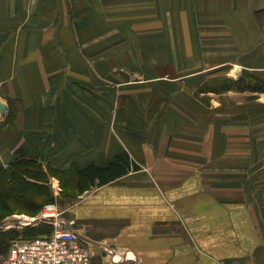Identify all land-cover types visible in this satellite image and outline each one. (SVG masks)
Instances as JSON below:
<instances>
[{"label": "crops", "instance_id": "1", "mask_svg": "<svg viewBox=\"0 0 264 264\" xmlns=\"http://www.w3.org/2000/svg\"><path fill=\"white\" fill-rule=\"evenodd\" d=\"M3 29L0 168L139 166L62 205L91 264H264V0H0Z\"/></svg>", "mask_w": 264, "mask_h": 264}, {"label": "trees", "instance_id": "2", "mask_svg": "<svg viewBox=\"0 0 264 264\" xmlns=\"http://www.w3.org/2000/svg\"><path fill=\"white\" fill-rule=\"evenodd\" d=\"M0 170L3 173L2 175L6 178L10 190L16 195L24 194L25 191L29 189V193H33L35 197L34 192L37 190H44L45 188L43 186L47 187L45 184L46 181L44 180L46 177L44 169L42 164L36 159L19 156L9 165V167L6 169L1 167ZM132 170H139V166L131 160L127 153H123L112 159L105 168L90 165L85 169L78 171L77 175L81 179L87 180L90 185H95L97 183L99 186H103L125 176ZM52 172L59 175H66V173ZM27 206H29V208H27L32 213L39 212L41 209V204L36 202L35 198L34 200L32 199V201L29 200ZM45 225L46 226H37L35 224L34 226L23 228L20 231L16 229L4 232L1 231L0 258L8 252L10 245L14 240H30L49 235L51 233L48 231L50 225Z\"/></svg>", "mask_w": 264, "mask_h": 264}, {"label": "built area", "instance_id": "3", "mask_svg": "<svg viewBox=\"0 0 264 264\" xmlns=\"http://www.w3.org/2000/svg\"><path fill=\"white\" fill-rule=\"evenodd\" d=\"M52 226L49 235L14 240L0 264H91L85 243L64 218L57 203L47 204L35 221ZM29 221L25 226H30Z\"/></svg>", "mask_w": 264, "mask_h": 264}, {"label": "rangeland", "instance_id": "4", "mask_svg": "<svg viewBox=\"0 0 264 264\" xmlns=\"http://www.w3.org/2000/svg\"><path fill=\"white\" fill-rule=\"evenodd\" d=\"M24 24V23H23ZM18 37H15V30L10 29H3L0 30V42L1 41H14ZM12 45H2L0 44V53L3 51L2 55L6 54V51H11ZM1 55V56H2ZM0 56V57H1ZM12 113L9 117H12ZM1 127V126H0ZM45 183L46 186H43L45 189L43 190H37L34 192L36 202H39L41 204V209L39 212H31L28 208L25 207L22 202L15 201V193L12 192L9 188V184L7 183L6 178L2 175L0 171V226H3L5 224H8L9 222H12L15 220V212L17 214H23L27 215L30 218H33V222H35L38 217L40 216L41 211L43 208L50 203H57L61 201V197H66V200H64L63 204L59 205V210L62 212L63 209L62 205L66 204L67 202H71V198L76 197L77 192H82L81 185L82 181L81 178L77 175V173H72L71 175H59L56 173L48 174L45 170ZM44 175V174H43ZM56 178V179H52ZM54 180H58L59 183L54 182ZM54 182V185L52 184ZM50 187V188H49ZM81 187V188H79ZM50 189V190H49ZM49 191V192H48ZM49 193V194H48ZM68 197V198H67ZM70 198V199H69ZM62 203V201H61ZM58 205V204H57ZM61 206V207H60ZM34 208V207H33ZM66 208V206H65ZM16 210V211H15ZM63 213V212H62ZM37 226L45 225V223H38ZM48 231H52V226H49Z\"/></svg>", "mask_w": 264, "mask_h": 264}, {"label": "water", "instance_id": "5", "mask_svg": "<svg viewBox=\"0 0 264 264\" xmlns=\"http://www.w3.org/2000/svg\"><path fill=\"white\" fill-rule=\"evenodd\" d=\"M5 111H6V107H5V105H4L3 103L0 102V112H1V113H5Z\"/></svg>", "mask_w": 264, "mask_h": 264}, {"label": "bare ground", "instance_id": "6", "mask_svg": "<svg viewBox=\"0 0 264 264\" xmlns=\"http://www.w3.org/2000/svg\"><path fill=\"white\" fill-rule=\"evenodd\" d=\"M25 217V216H24Z\"/></svg>", "mask_w": 264, "mask_h": 264}]
</instances>
